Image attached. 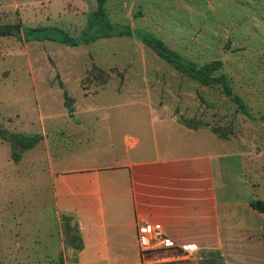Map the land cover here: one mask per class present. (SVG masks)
I'll list each match as a JSON object with an SVG mask.
<instances>
[{"label": "rangeland", "instance_id": "1", "mask_svg": "<svg viewBox=\"0 0 264 264\" xmlns=\"http://www.w3.org/2000/svg\"><path fill=\"white\" fill-rule=\"evenodd\" d=\"M105 9L111 24L152 32L186 60L220 61L218 73L230 79L233 95L249 115L242 114L220 87L198 85L134 38H103L76 48L0 38V127L10 133L43 136L18 163L11 159L10 145L0 140V249L22 247L20 258H27L21 264L71 259L52 200V173L59 171L60 156L67 153L62 133L73 126L67 127L70 116H148L146 104L130 103L134 93L129 86L178 87L186 101L172 111L181 123L211 126L225 135L238 132L245 140L251 135L248 141L256 146L264 143V0H109ZM90 18L85 0H0V25L54 27L77 39ZM122 66L147 67L155 75L126 76ZM94 68L102 71L105 82ZM58 81L70 99L67 106ZM71 145V155L83 149ZM245 159L242 177L228 173L225 195L217 183L221 197L264 199V157L254 159L253 165L252 157ZM141 256L144 264L199 261L172 249ZM10 260L0 256L1 263L12 264Z\"/></svg>", "mask_w": 264, "mask_h": 264}, {"label": "crops", "instance_id": "2", "mask_svg": "<svg viewBox=\"0 0 264 264\" xmlns=\"http://www.w3.org/2000/svg\"><path fill=\"white\" fill-rule=\"evenodd\" d=\"M121 72L155 75L147 67L122 66ZM129 88L130 103L146 104L148 116H70L67 127L73 126L62 133L67 153L52 173L53 206L60 221L70 217L77 225L82 242L77 250L69 241L71 259L64 264H144L137 220L160 224L166 243L187 257L215 252L224 264H264V213L250 206L264 199H227L217 184L225 195L228 173L242 177L245 158L252 157L251 165L263 158L264 143L256 146L248 141L251 135L220 137L211 126L181 123L172 111L186 101L178 87ZM74 143L83 149L71 155L68 147ZM63 236L69 239L65 231ZM21 248H1L0 256L21 264L27 258H20Z\"/></svg>", "mask_w": 264, "mask_h": 264}, {"label": "trees", "instance_id": "3", "mask_svg": "<svg viewBox=\"0 0 264 264\" xmlns=\"http://www.w3.org/2000/svg\"><path fill=\"white\" fill-rule=\"evenodd\" d=\"M108 1L96 0L97 9L90 12L93 18L88 19L86 27L77 39L70 37L65 31L58 28H28L20 24L0 25V38L12 37L22 42L51 41L69 47H79L80 45L93 43L103 38H134L151 49L157 57L164 60L174 70L190 78L198 85L220 87L223 94L232 97L231 100L237 105L242 114L249 115L241 99L233 95L229 78L218 73L222 65L220 61L215 60L201 65L197 62L188 61L177 52L171 50L157 35L151 32L142 29H132L129 25L111 24L106 18L105 5ZM99 28H104V30L99 31ZM94 69L97 72V76L102 77L101 79L105 82L106 77H104L102 71L96 68ZM58 87L63 90V98L67 106L70 99L60 81H58ZM212 131L218 136L224 137V134L220 133L219 129L212 128ZM42 139L43 137L40 134L28 136L22 133H10L0 127V140L10 145L11 159L15 163L20 161L23 153L33 149ZM250 206L257 212L264 213V201L257 200L251 202ZM61 221L65 234L69 238L70 245H74L75 249L80 250L82 248V242L78 234L77 225L72 224L70 217H62ZM57 264H64V261L61 259ZM196 264L224 263L221 255L213 252L206 256H201Z\"/></svg>", "mask_w": 264, "mask_h": 264}, {"label": "built area", "instance_id": "4", "mask_svg": "<svg viewBox=\"0 0 264 264\" xmlns=\"http://www.w3.org/2000/svg\"><path fill=\"white\" fill-rule=\"evenodd\" d=\"M136 236L137 245L141 254L147 253L149 251H158L167 248H173L171 245H168L166 243L162 226L158 223H149L142 220H137ZM182 254L185 255V253Z\"/></svg>", "mask_w": 264, "mask_h": 264}, {"label": "water", "instance_id": "5", "mask_svg": "<svg viewBox=\"0 0 264 264\" xmlns=\"http://www.w3.org/2000/svg\"><path fill=\"white\" fill-rule=\"evenodd\" d=\"M85 2L88 6L89 12L95 11L97 9L96 0H85ZM64 246H65L66 252L68 253L69 252V239H66Z\"/></svg>", "mask_w": 264, "mask_h": 264}]
</instances>
